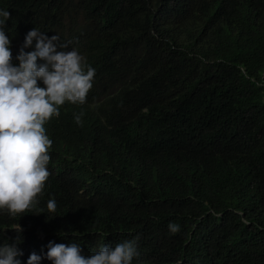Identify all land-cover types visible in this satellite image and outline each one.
Returning <instances> with one entry per match:
<instances>
[{"label": "trees", "instance_id": "obj_1", "mask_svg": "<svg viewBox=\"0 0 264 264\" xmlns=\"http://www.w3.org/2000/svg\"><path fill=\"white\" fill-rule=\"evenodd\" d=\"M0 10L13 65L35 50V38L24 47L35 28L95 69L86 102L45 123L49 177L26 212L0 209V247L52 264L50 241L91 255L135 240L132 264H264V0H0Z\"/></svg>", "mask_w": 264, "mask_h": 264}, {"label": "clouds", "instance_id": "obj_2", "mask_svg": "<svg viewBox=\"0 0 264 264\" xmlns=\"http://www.w3.org/2000/svg\"><path fill=\"white\" fill-rule=\"evenodd\" d=\"M9 18L7 10H0V209L14 216L29 209L49 177L46 166L52 141L46 135L45 123L59 116L58 106L65 102H86L95 69L86 66L75 50L58 51L54 43L57 35L49 38L35 28L24 42V47H29L35 38V50L25 52L22 48L16 57L19 64L13 65L11 41L5 34ZM38 60L44 63L38 64ZM75 119L81 123L80 115ZM56 208V202L49 200L48 212L55 213ZM169 227L172 232L179 230L176 225ZM17 231L21 232V227ZM47 248L46 258L52 264H132L139 255L135 240L114 247L104 245L91 255L82 254L76 243L50 241ZM22 254L14 244L0 247V264H21L16 257ZM41 259L33 252L27 264H40Z\"/></svg>", "mask_w": 264, "mask_h": 264}]
</instances>
